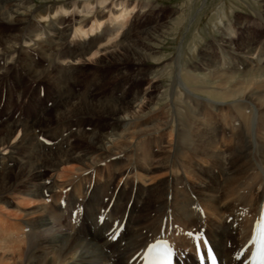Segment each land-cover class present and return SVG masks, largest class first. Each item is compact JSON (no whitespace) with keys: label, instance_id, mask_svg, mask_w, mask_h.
<instances>
[{"label":"bare ground","instance_id":"6f19581e","mask_svg":"<svg viewBox=\"0 0 264 264\" xmlns=\"http://www.w3.org/2000/svg\"><path fill=\"white\" fill-rule=\"evenodd\" d=\"M68 3L77 5L75 0H41L35 5L27 0H0V22H8L17 28L16 32L0 35V78L2 72L11 70L9 64H13L12 69L18 65L24 74L53 84L57 94L53 98L56 102L55 120H65V125L70 128L73 116H103L110 121V126L107 131L80 133L79 139L84 144L69 141L71 132L68 134V128L60 137L66 134L69 137L48 146L37 141L39 136L36 132L38 129L44 132V127L50 126L52 117L48 114L30 123L4 121L0 127V150L5 149L8 153L2 155L0 152L1 208L11 202L14 195L11 189L17 186L23 189L15 192L21 195L19 203L31 204L19 206L27 208V212L23 209V218L19 217L15 223L3 219V210L0 211V250H14L21 264H142L140 251L143 247L149 241L163 237L170 241L176 252L175 264H197L193 241L195 233H199L198 241L206 238L211 242L220 264H247L250 246L245 254L238 253L251 236L264 204V93H258L259 90L257 92L248 82L233 83L235 80L229 74L215 72L218 63L206 58V54L202 55L206 58L205 63L202 62L204 68L211 66V71L218 73L211 81H221L219 85L225 88L217 94L225 100L235 98L237 103H246L243 106L246 111L239 110L237 115L233 112L225 114L226 118L238 120L235 121L238 132L231 133L233 140L229 152L234 151L238 157L246 158L248 165L240 170L233 166L226 168L222 162L223 153L214 146L212 133H219L222 127L211 125V122L207 127H201L197 124V115L189 107L170 109L164 126L131 130L133 121L145 110V103L146 107L153 103L151 95L145 102L148 90L130 95L126 93L128 96L113 99L81 96L67 90L70 85L65 80L72 79L75 62L83 61L82 57L112 32L107 27L102 28L104 15L101 10L92 11L91 18L88 15L90 10L86 8V12L82 10L84 14L68 20L59 16L44 20L46 13L60 15L62 6ZM99 3L104 4L105 0ZM119 5L121 10L113 16V21L131 11L121 3ZM228 22L219 29L220 35L216 39L223 54L229 55L224 58L228 67L247 68L254 63H264L262 46L252 47L246 40L235 51L236 36ZM89 23L87 29L72 27ZM71 27L74 39L69 41ZM100 29L94 37L83 40ZM243 45L245 47H241ZM120 49L131 56H142L132 46L124 45ZM118 53L112 55L120 61ZM145 53L142 54L145 56ZM34 55L47 59L46 67L37 68L38 64L31 59ZM178 72L173 85L183 90L188 100L208 103L212 110L222 105L221 101L199 100L182 79V70ZM200 80L193 74L187 78L193 83ZM202 85L195 89L203 90L202 87L206 86ZM252 102L259 103L260 114L249 107ZM53 103L49 101L47 105L52 106ZM250 111L252 114H248ZM242 114L245 115L241 117ZM167 129L172 139L162 145L158 136ZM18 130L22 131L21 137L16 141L13 138L12 143L11 139ZM201 155L204 161L195 160ZM210 163L213 171L209 170ZM67 164L71 165L66 167L68 170H73L72 165L77 167V173L71 174L69 179H65L64 171L57 175L59 180L49 173L51 170L59 172ZM111 179L117 181L108 198L105 192L109 190ZM126 189L125 210L121 212L118 195H124ZM150 193L153 199L150 196L148 199L154 200V214L146 218L142 211ZM36 200L40 201L37 205L34 204ZM103 201L104 207L101 206ZM134 202L139 204L135 206L133 216L130 212ZM14 237L21 239L3 244ZM4 257L0 253V264Z\"/></svg>","mask_w":264,"mask_h":264},{"label":"rangeland","instance_id":"374dc122","mask_svg":"<svg viewBox=\"0 0 264 264\" xmlns=\"http://www.w3.org/2000/svg\"><path fill=\"white\" fill-rule=\"evenodd\" d=\"M27 1L35 5L39 4L41 0ZM75 1L77 5H70V3H68V5L62 6L60 15L46 13L47 18L44 20H49L50 16L51 18L59 16L68 20L71 17L74 18L77 15L84 14L87 10L86 8L90 10L91 13L89 12L88 15L91 18L93 12L95 13L96 10H101L104 15L102 19V28L107 27L112 32L108 33V35L98 43L100 45H96L92 50L89 48L90 51L82 57L83 61L78 60L75 62V70L72 73V79L65 80L67 85H70V87H67L69 92L72 91L81 96L88 95L94 98L113 99L119 96H128L134 94V92L137 94L144 90H148L149 94L146 95L147 98L145 99V102H147L148 97L151 95V97H153V103H147V105L149 104V108L146 107L145 103V112L143 111L140 113L135 121H133V124L130 127L131 130H148L155 128L156 126H164L168 122L169 111H171L170 109L175 108V110H184L186 107H189L194 114L197 115V124L201 127H207L210 122L212 123L211 125H218V128L222 127L219 133H212V135L215 142L214 146L223 153L222 162L226 168L233 166L236 170H240L242 167L248 165L246 158L238 157L234 151L229 152V145L233 140L231 133L238 132V127L235 124V121L238 122V120H232L231 117H225L226 113L233 112V114L237 115L240 111H246L243 109V106H245L246 103H243L244 105L239 101L237 103L235 98L234 100L223 99L217 94V92L221 91L220 89H225L224 86L219 85L221 81H218L219 83L217 82V85L216 82H212L211 80H213L218 73L229 74L232 79L235 80L233 83L243 80V82L245 81V84L248 82L257 92L259 90L258 93H264V63H254L247 68L241 66H238L236 69L228 67L224 58L229 57V55L226 56L223 54V50L216 41L220 35L219 29L222 28L224 23L228 24V21H230L231 28L234 30L236 36L234 38V41L237 44V46L234 45L236 52L240 49L239 46L243 44V41L246 40L249 41V44L252 47L261 48L262 46V48H264V0H105L104 4H100V0ZM83 2H85L84 9L82 6ZM119 3L126 6L127 9H131V11L120 17L117 21H113V16L118 15L121 10ZM89 25L90 23L87 25L75 24L72 27L74 29V27L82 26L87 29ZM72 27L69 32V41L74 39V37H72ZM16 29V25L4 21L0 22V35L16 32ZM101 29L96 30L93 34L83 38V40H87L91 36L94 37V35L99 33ZM78 39L80 38H76L75 40ZM122 45L136 48L141 53V57L144 60H141L142 58L139 55H133V57L126 52L124 53L123 50L120 49L123 47ZM241 47L245 46L243 45ZM95 48L98 52L94 50ZM147 48L149 50H147ZM115 52H119L118 55L120 61L113 58L114 56L112 54L114 53L115 55ZM144 52H146L145 54L147 56L143 55ZM203 54H206V58L209 57L213 63H218V69H215V72L218 70V73L211 71V66L209 69H207L206 66L204 68L202 62L205 63L204 60L206 58L202 57ZM254 56H257V54ZM31 59L34 64H38L37 68L39 69L46 67V64H48L47 59L42 60L38 55H34ZM39 61L41 65H39ZM65 62L66 60L63 63ZM9 67H11V70L2 72L0 78V127L4 125L7 120L30 123L33 119H39L42 118L43 115L48 114L52 117L50 126L44 127L46 130H44V132H41L39 129L36 130L38 136L40 133V135L48 134L52 137L53 143L48 146H51L57 143L60 139L62 140L70 135L69 141L81 142L84 144V142L79 139L80 133L84 131L93 132L95 130L107 131L109 128L110 121L103 116H73L71 117L72 124L69 125L70 128L65 125V120H55L54 114L56 113L54 110L56 102L53 98L56 97L57 94L54 90L53 84L46 82L45 79H34L29 75L24 74L25 72L20 70V66L18 65L17 67L15 65L16 68L12 69L13 64L11 63L9 64ZM180 70H182V79H184L191 89H193L192 91L199 97V100L206 101L208 99L211 101H221L222 105H218L212 110V107L208 103L205 104L195 102L194 100H188L184 92H182L183 90L180 91L177 89L176 85H173L176 75ZM192 74L199 78V80L201 79V82L193 83L187 81L188 76ZM218 79L220 80L219 77ZM202 83L203 85L205 84L206 87H204ZM230 83L229 85L232 86L233 83ZM249 84L248 86H250ZM201 85L203 86V90L195 89L196 87L201 88ZM49 101L54 102V105H47V102ZM249 105V107L254 108L258 114L264 109L262 108L260 110V105L256 102H252V104ZM197 106L199 107L198 110ZM250 113L251 111L248 114ZM244 115L245 114H242L241 117ZM248 116L249 115L246 116L247 119ZM41 121L42 119L40 122ZM192 122L193 121L191 120V123ZM68 128L70 130H68ZM66 130H68V134L70 132L71 134H66L67 136L60 137L61 133ZM17 132L11 139L12 143H14L13 138L14 141H16L21 137L22 131L18 130ZM150 137L152 136H149L148 138ZM170 139L172 138L170 137L168 129L161 132L160 136H158V140L162 145L166 144ZM37 141H39V139ZM0 152L2 155L8 153L5 149H1ZM201 156L195 160L200 162L202 159L204 161L205 159L203 155ZM42 161H44V158ZM69 165L70 164L64 165L59 169V172L57 170H51L49 173L53 174L56 178L57 175H60V172L63 174L64 171L65 179L67 180L72 177L71 174L74 175L77 173L76 165H72L73 170L72 168L68 170L67 168L71 166ZM212 167L213 165L210 166L209 170L213 171L214 167ZM111 171L109 170V172ZM56 179L59 180L60 178L58 177ZM111 180L112 182L108 187L109 190L105 192V197L108 198L111 197L113 184L115 185L117 181L113 179ZM151 183L154 187L155 183L153 179L151 180ZM56 189L58 188L56 187ZM17 190H23L22 186H17L16 188L13 187L11 189V192L14 195H12L13 197L10 203L4 204V209L1 208L0 204V211L3 210V219L6 221L8 220L9 223H15L19 217L23 218L24 211H26L27 208L20 207H27L31 204L22 205V203H19L18 198L21 195L18 196L15 193ZM127 191L128 190L126 189L124 195H122V193L118 195V208L121 212L125 210L124 198L127 195ZM151 193L148 194L147 199L149 196L152 198ZM38 201L39 200H36L34 204L36 203L37 205L40 202ZM150 201L149 199L146 200L143 206L144 208L142 212L146 218L149 214L150 216L154 214L152 212L154 200ZM22 202H25V199H22ZM134 203V206L131 207L132 212H130L133 216L135 213V206L139 204L138 202ZM101 206H105L104 201ZM141 208L142 205L140 204L139 209ZM8 217H11L12 219H9ZM19 227L22 226L20 225ZM3 234L9 235L4 232ZM20 239L21 238L14 237L8 239L3 244H12ZM13 251L14 250L11 251L10 249L5 251L0 250V253L5 255L2 264H19L18 261H20V264L22 263L21 259H18Z\"/></svg>","mask_w":264,"mask_h":264},{"label":"snow or ice","instance_id":"6c2138e0","mask_svg":"<svg viewBox=\"0 0 264 264\" xmlns=\"http://www.w3.org/2000/svg\"><path fill=\"white\" fill-rule=\"evenodd\" d=\"M260 243H261V248L258 249V259L261 260L262 264H264V236L261 237V240H260ZM157 246L156 245H153L152 248L155 249ZM151 252V250H150ZM171 257H172V253L170 250L166 251V253L161 256V257H158V259H161L163 261H166L168 262V264H171ZM149 258L151 259V255L149 256Z\"/></svg>","mask_w":264,"mask_h":264}]
</instances>
